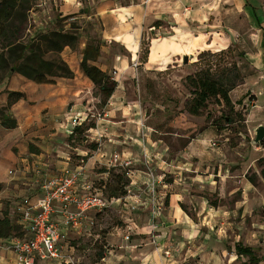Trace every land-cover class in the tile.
<instances>
[{"label": "rangeland", "instance_id": "1", "mask_svg": "<svg viewBox=\"0 0 264 264\" xmlns=\"http://www.w3.org/2000/svg\"><path fill=\"white\" fill-rule=\"evenodd\" d=\"M80 1L87 5L88 12L62 19L71 14L59 13L58 2L34 0L22 40L26 43L40 33L58 26L66 29L75 22L78 42L73 48L65 47L61 57L69 66L79 67L88 38H95L101 47L93 64L104 65L117 87L108 100L113 99V103L102 108L92 83L88 85L84 75L72 71L71 78L77 75L83 80L76 84L85 94L87 109L86 114L73 117L69 123L77 118L76 124L85 122L94 127L71 139L70 133H59L49 153L57 162L80 166L93 188L106 196L105 184L111 181V174L124 173L128 179L126 189L131 190L130 195L137 193L142 204L135 209L126 207L125 213L111 207L93 213L94 225L65 244L68 264H101V256L114 249L107 242L108 234L120 227L127 229L124 220L137 213L151 228L145 241L149 247L164 243L162 250L169 251L164 256L165 264H241L245 258H237V242L251 246L261 258L258 264H264V140L260 145L253 142L254 129L264 126V0H246V14L240 13V0H203V12L188 17L185 39L190 50L183 51L177 60L163 59L157 69L148 63L154 56L149 47L155 51L156 42H164L162 37L168 35V30L145 29L138 58L132 59L120 43L105 36L103 21L95 14L98 0ZM200 1L188 0L189 12ZM160 23L170 26L166 21ZM227 35L230 42L224 45ZM119 55L128 59L127 64L119 63ZM201 69H209L224 83H233L229 90L231 103L226 106L211 98L197 115H192L186 109L192 95L185 77ZM12 74L18 73L0 69V90ZM2 131L0 139L4 138ZM34 139L42 140L38 136ZM130 143L134 148L116 147ZM27 148L44 153L35 142H29ZM115 154L130 164L115 162ZM135 169L145 179L134 190L136 182L131 177ZM149 176H153L161 204L155 227L150 222ZM172 203L190 221L170 227L159 240L157 232ZM138 236L146 237L141 233ZM134 237L130 235L128 241Z\"/></svg>", "mask_w": 264, "mask_h": 264}, {"label": "crops", "instance_id": "2", "mask_svg": "<svg viewBox=\"0 0 264 264\" xmlns=\"http://www.w3.org/2000/svg\"><path fill=\"white\" fill-rule=\"evenodd\" d=\"M55 2L59 3L58 12L64 15L77 14L81 16L86 14V12L79 13L82 9L88 12L87 5H84L80 0H55ZM201 2L203 0L199 2L196 9L189 12L188 0H138L124 4L120 0H98L95 14L99 15L103 21L105 36L120 43L128 57L132 59L138 58L140 39L145 29L157 32L168 30V35L162 37L164 42H156L158 46L153 51L155 53L152 52V46L149 47L150 55L154 56L148 63H152L150 66L152 69H157L161 65L160 61L167 58L177 60L179 56H183L185 53L183 51L190 50L185 39L189 25L188 17L191 15L192 18H195L199 11L203 12L205 3L200 5ZM245 2L246 0L238 2L241 8L240 13H247L243 8L246 6ZM160 21H166L170 26L163 27L161 23L155 25L156 22ZM227 36L228 41L224 45L230 42V36ZM152 40L155 39H151L150 42ZM123 58L125 57L118 56L119 63L127 64L128 59ZM69 67L74 73L84 75L79 67ZM100 68L104 70L105 66L102 65ZM83 77L84 82L90 85L91 81L86 76ZM79 80L82 79L75 75L73 78H58L53 83H36L20 74H12L5 88L0 90V107L7 104V91H18L24 94V97L12 103L8 110L16 119V127L7 129L0 125V131H5H2L4 138L0 139V209L4 208L9 201L15 203L26 196L34 200L40 195L38 183L35 180L36 168L41 169L40 177L42 178L45 175L58 173L68 166L65 161L57 162L51 158L49 150L52 147V142L56 139V135L63 132L70 133L73 125L69 121L73 117L78 118L86 114L87 106L83 100L85 94L81 93L82 89L76 84ZM108 103L109 105L112 104L113 99ZM77 118H75L76 123ZM36 136L42 140L34 139ZM119 140L115 139L116 142H124ZM29 142L38 143L44 153L30 151L27 148ZM150 143L155 144L156 142L150 140ZM14 147H18L19 150L14 151ZM116 147L126 150L127 148H134V144ZM14 165L15 167L10 169V166ZM158 165L160 164L158 163ZM84 174L88 181L87 174L85 172ZM143 179L145 178L137 169L133 170L131 180L136 182L135 187H133L134 190L139 189V184L143 182ZM125 201L127 200L123 198L115 199L109 207L122 213L128 208ZM167 208L169 215L167 217H164L163 213L161 215L165 220L163 219L160 232H157L159 240L167 234L170 227L177 228L190 221L175 204L172 203ZM93 213L96 214V212L89 211L88 215L93 216ZM137 216L139 219L135 218ZM52 219L55 222H61L62 217L56 213L52 215ZM124 221L127 229L120 227L108 234L107 242L114 249H108V253L102 257L101 264H165L162 252L164 243L158 244L156 248H151L145 242L151 229L147 219L142 221L141 215L137 213L134 217L126 218ZM89 228L91 227L84 224L76 231H68L67 240L75 235H81ZM140 233L146 237L138 236ZM118 234L121 236L119 237ZM130 235L137 237L128 241ZM66 242L68 243V241ZM6 243L7 239H0V264H17L14 253L7 248ZM34 264L59 263L52 260L36 259Z\"/></svg>", "mask_w": 264, "mask_h": 264}, {"label": "trees", "instance_id": "3", "mask_svg": "<svg viewBox=\"0 0 264 264\" xmlns=\"http://www.w3.org/2000/svg\"><path fill=\"white\" fill-rule=\"evenodd\" d=\"M34 0H0V69L5 73L16 72L36 83H53L56 78H71L73 72L60 53L65 47H75L78 42L76 24L70 23L68 28L58 26L55 29L38 34L31 41L23 42L22 37L27 27L28 12ZM87 12L82 9L79 13ZM69 16L62 17L66 19ZM155 25H160L156 22ZM101 43L95 38H88L82 50L79 63L81 72L94 86L96 95L100 97L99 106L105 107L109 98L117 87L114 80L105 70L93 62L100 54ZM185 82L190 87L191 98L186 109L192 115H197L205 107L207 101L216 98L224 105H230L229 90L233 83H224L215 78L209 69H201L185 77ZM8 101L0 107V125L11 129L16 127V119L9 113V107L16 100L24 97L22 92L7 91ZM93 124L85 122L72 127L69 138L93 128ZM111 169L109 173L111 174ZM128 179L124 173L111 174V181L105 184L103 196L107 199L123 197L126 194ZM1 190V187H0ZM7 202L0 209V239L22 237L25 229L19 221V216L14 209V203ZM237 258L244 257L241 264H258V257L251 246L240 242L234 244ZM103 257V256H101Z\"/></svg>", "mask_w": 264, "mask_h": 264}, {"label": "built area", "instance_id": "4", "mask_svg": "<svg viewBox=\"0 0 264 264\" xmlns=\"http://www.w3.org/2000/svg\"><path fill=\"white\" fill-rule=\"evenodd\" d=\"M72 125H76L75 119ZM114 161L125 166L130 164L118 154H115ZM35 171L40 195L34 200L28 196L22 197L14 203V209L25 232L22 237L7 238L6 243L7 248L14 253L17 264H34L36 259L68 264L70 256L64 252L68 231H76L84 224L92 227L94 217L88 215L89 211L100 213L113 200L121 198L127 200L125 202L131 209L142 204L139 203L140 197L137 193L130 195L129 188L123 197L107 199L86 180L80 166H66L58 173L42 178L41 169L36 168ZM148 179L150 181L146 182V186L151 200L150 222L155 227L153 223L161 212V204L157 200L153 176ZM56 213L62 217L61 222L52 219V215ZM168 254V250H163L164 256Z\"/></svg>", "mask_w": 264, "mask_h": 264}, {"label": "water", "instance_id": "5", "mask_svg": "<svg viewBox=\"0 0 264 264\" xmlns=\"http://www.w3.org/2000/svg\"><path fill=\"white\" fill-rule=\"evenodd\" d=\"M254 139L253 142L256 144H261V142L264 140V126L259 125L254 129Z\"/></svg>", "mask_w": 264, "mask_h": 264}]
</instances>
